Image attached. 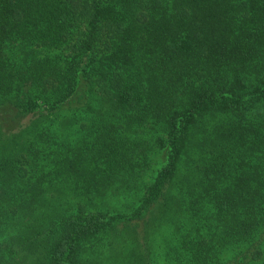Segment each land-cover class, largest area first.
Segmentation results:
<instances>
[{
  "label": "trees",
  "instance_id": "16d2710c",
  "mask_svg": "<svg viewBox=\"0 0 264 264\" xmlns=\"http://www.w3.org/2000/svg\"><path fill=\"white\" fill-rule=\"evenodd\" d=\"M0 264H264V0H0Z\"/></svg>",
  "mask_w": 264,
  "mask_h": 264
}]
</instances>
